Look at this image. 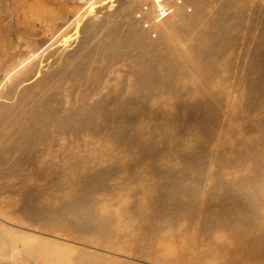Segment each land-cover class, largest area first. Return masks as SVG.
I'll list each match as a JSON object with an SVG mask.
<instances>
[{
    "label": "rangeland",
    "instance_id": "obj_1",
    "mask_svg": "<svg viewBox=\"0 0 264 264\" xmlns=\"http://www.w3.org/2000/svg\"><path fill=\"white\" fill-rule=\"evenodd\" d=\"M0 138V264H33L10 246L36 239L92 250L53 224L60 207L74 209L62 223L94 208L99 223L145 213L193 231L217 211L250 214L264 183V0H0ZM44 142L56 209L36 216L20 166ZM246 228L222 235L241 234L225 260L264 261Z\"/></svg>",
    "mask_w": 264,
    "mask_h": 264
},
{
    "label": "bare ground",
    "instance_id": "obj_2",
    "mask_svg": "<svg viewBox=\"0 0 264 264\" xmlns=\"http://www.w3.org/2000/svg\"><path fill=\"white\" fill-rule=\"evenodd\" d=\"M155 2L159 7L158 1ZM27 62L21 61L10 69L6 73V78H9ZM29 154L30 159L26 158L28 166H20L26 172V176L23 175L24 177L22 178V192L29 198L30 206L36 211H34L35 215H45L44 213L52 212L56 209L53 210L52 206V199H54L51 189L53 162L50 145L44 142L41 149L38 151L34 149ZM254 190V193H257L256 195L260 197L251 201L248 200L249 202L246 203L250 214L241 217L239 215L233 220H226L222 216L224 210L217 211L216 214L214 213V217L210 219L209 224L212 225L210 228L205 227V225L200 228L201 225L199 224L200 227L197 226L198 230L196 231H193L194 228L191 229L190 225L179 226L176 224L178 223L177 219H165V215L160 216L158 221H155V224H150L148 221L151 220V215L145 213L144 223H141V220L138 223H133L134 220L131 217L126 218V220L123 219L124 221L120 223H112V221L110 223H99L103 218L98 215V211L94 212V208H90L89 211H81L80 213L75 211L77 223H62L64 222V217L70 212H74V209L60 207L57 209L59 223L53 224L58 227H67V231H77L78 234L74 236L76 243L92 247V250L86 251L81 247L68 248L56 243L55 239L29 241V244L26 242L23 245L24 250H21L16 244H11L12 239L18 240L17 237L11 238V236H7V241L10 242L8 244L12 245L10 246L11 254L19 255L24 259V256H29L33 264L35 262L38 264L48 262V257H50L49 264L52 262L55 264L56 260L65 259L68 254L72 256L67 258L66 261H69V263L67 262L66 264H254L253 261L247 260L240 263H235L234 260L227 261L225 260L227 255L222 252L223 249L231 248L233 243L231 239L237 238L241 234L240 232L231 233V237L224 239H222V235L232 227L240 225L247 227L246 232L249 235H253L252 243L257 241L261 243L260 245H263V248L258 252L264 254V209L262 210L259 206L264 195V183L255 186ZM61 195L63 196V192ZM105 209L102 208V210ZM140 210L143 211V208H140ZM144 211H146L145 208ZM88 216L90 219L86 220ZM83 218H85V221H82ZM187 223H190V219ZM173 238H178V243L169 242ZM249 253L253 252L248 251L246 254ZM235 254L236 252L233 250L228 257H234ZM184 259L189 261L186 262ZM63 264L65 263L63 262ZM258 264H264V261Z\"/></svg>",
    "mask_w": 264,
    "mask_h": 264
},
{
    "label": "built area",
    "instance_id": "obj_3",
    "mask_svg": "<svg viewBox=\"0 0 264 264\" xmlns=\"http://www.w3.org/2000/svg\"><path fill=\"white\" fill-rule=\"evenodd\" d=\"M169 14H170V9L164 4H161L158 8H156V15L158 17L157 18L158 20L164 19Z\"/></svg>",
    "mask_w": 264,
    "mask_h": 264
}]
</instances>
